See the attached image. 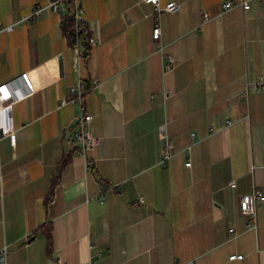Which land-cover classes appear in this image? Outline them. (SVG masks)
Instances as JSON below:
<instances>
[{
	"label": "crops",
	"instance_id": "1",
	"mask_svg": "<svg viewBox=\"0 0 264 264\" xmlns=\"http://www.w3.org/2000/svg\"><path fill=\"white\" fill-rule=\"evenodd\" d=\"M170 1L180 7L161 15L159 51L152 4L82 0L96 39L85 61L58 14L25 20L47 0H0V28L14 26L0 31V84L29 72L35 89L13 108L15 142L0 134L7 264H264V202L255 224L240 210L242 196L264 193V90L254 88L264 78V0L247 9L244 0L228 9L229 0H160ZM79 81L84 104L60 106ZM83 114L99 144L71 155L45 208ZM163 124L174 144L165 165ZM49 221L53 257L34 234Z\"/></svg>",
	"mask_w": 264,
	"mask_h": 264
},
{
	"label": "built area",
	"instance_id": "2",
	"mask_svg": "<svg viewBox=\"0 0 264 264\" xmlns=\"http://www.w3.org/2000/svg\"><path fill=\"white\" fill-rule=\"evenodd\" d=\"M154 6L155 16H154V26L152 32V38L155 42V46L159 51L163 50L161 44V26L160 18L163 13L175 12L179 9L180 4L176 1H170L166 5H162L160 0H144ZM236 5L233 1H226L223 3V9H228ZM243 8L247 9L250 7L249 0H244L240 2ZM47 11L54 12L60 16L62 19L67 14H72L75 17L76 26L85 23L84 19V8L82 6V0H47L46 4H35L32 8L30 15L25 18L26 21H31L37 19L46 14ZM206 19V18H205ZM13 25L1 27L0 31L13 30ZM89 42L94 45L96 42L93 34H90ZM81 53V52H80ZM164 62V69L170 70L174 67L175 62L172 56L166 55ZM94 85L97 81L94 80ZM254 88L264 90V78H261L254 83ZM34 86L30 78L29 72H23L11 80L0 84V134L9 136L12 142H15L16 135L13 125L12 108L18 102L26 99L34 93ZM85 86L82 81L77 82L70 90V96L63 97L60 100V106H65L68 104L72 105H83L85 102ZM247 93V92H246ZM93 116L90 114H83L79 121L72 129L71 138L73 142L78 145V153L86 156V152L94 149L99 144V139L93 134L91 130V122ZM159 137L162 141V151H161V163L166 164L174 155V144L167 134V126L165 124L161 125L158 129ZM190 165V162L186 163ZM86 169L88 172L92 170V161L87 160ZM230 187H235V180L229 181ZM264 201V193L255 188L251 193L242 196L240 201V208L242 213L247 216L250 223L256 222L257 219V207L258 204ZM258 203V204H257ZM231 231H233L231 229ZM7 247L4 246L0 249V264H7L6 259ZM98 257H102L103 253L97 252L95 254ZM243 258V255L232 254L230 256L231 260Z\"/></svg>",
	"mask_w": 264,
	"mask_h": 264
},
{
	"label": "trees",
	"instance_id": "3",
	"mask_svg": "<svg viewBox=\"0 0 264 264\" xmlns=\"http://www.w3.org/2000/svg\"><path fill=\"white\" fill-rule=\"evenodd\" d=\"M62 29L63 33L68 39L69 43L73 46H78L81 48V53L85 61H87L90 57L93 45L89 42L90 37V29L85 24L82 23L79 26H76L75 17L72 14H67L62 18ZM88 94V88L85 89L84 95ZM78 148L75 147L73 151L69 154L64 155L55 167V172L52 175L50 186L47 191V194L43 200V205L45 208L49 205V203L53 200L55 195L56 187L59 185L61 180V175L66 167V165L71 160V155L76 152ZM101 182L104 184V181L101 179ZM34 234H39L44 236L46 241V252L49 256L53 257L54 248H55V235H54V225L52 221L44 223L41 225Z\"/></svg>",
	"mask_w": 264,
	"mask_h": 264
},
{
	"label": "rangeland",
	"instance_id": "4",
	"mask_svg": "<svg viewBox=\"0 0 264 264\" xmlns=\"http://www.w3.org/2000/svg\"><path fill=\"white\" fill-rule=\"evenodd\" d=\"M30 15V14H29ZM27 18V17H26ZM62 20V19H61ZM91 34V33H90ZM80 55L82 56V53H80ZM165 59L166 58H164V61H165ZM30 97V96H29ZM28 98V97H27ZM21 102V101H20ZM19 103V102H18ZM17 103V104H18ZM84 104V103H83ZM16 105V104H15ZM14 105V106H15ZM14 106H13V108H14ZM13 108H12V117H13ZM13 125H14V122H13ZM14 130H15V135H16V129H15V127H14ZM9 137V136H8ZM10 138V137H9ZM16 140V139H15ZM12 141V140H11ZM96 148V147H95ZM93 150V149H92ZM259 189V188H258ZM261 190V189H260ZM262 191V190H261ZM263 192V191H262ZM264 202V201H263ZM258 204V203H257ZM260 204V203H259ZM259 204H258V206H259ZM257 209H258V207H257ZM240 210H241V208H240ZM241 213H242V211H241ZM243 214V213H242ZM244 215V214H243ZM245 216V215H244ZM247 217V216H246ZM248 218V217H247ZM249 219V218H248ZM249 222H250V220H249ZM256 223V222H255ZM250 224V223H249ZM254 224V223H253ZM252 226V225H251Z\"/></svg>",
	"mask_w": 264,
	"mask_h": 264
}]
</instances>
